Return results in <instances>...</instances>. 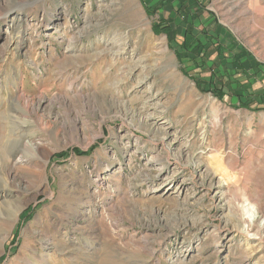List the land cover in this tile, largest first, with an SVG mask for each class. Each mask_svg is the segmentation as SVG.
<instances>
[{
	"label": "rangeland",
	"instance_id": "rangeland-1",
	"mask_svg": "<svg viewBox=\"0 0 264 264\" xmlns=\"http://www.w3.org/2000/svg\"><path fill=\"white\" fill-rule=\"evenodd\" d=\"M187 18L264 96V0H0V264H264V110Z\"/></svg>",
	"mask_w": 264,
	"mask_h": 264
},
{
	"label": "trees",
	"instance_id": "trees-1",
	"mask_svg": "<svg viewBox=\"0 0 264 264\" xmlns=\"http://www.w3.org/2000/svg\"><path fill=\"white\" fill-rule=\"evenodd\" d=\"M162 19L163 21L166 20V18ZM186 22L188 23L187 27H190L186 29L185 35L182 36L183 40L180 41L177 38L171 40L181 48V51L177 53L179 57H189L192 53V59L195 60L199 58L201 60L202 64L200 66L211 64L210 67H208V76H204L203 73L205 72L203 71V73L201 72L202 75L200 74L199 78L196 79L193 74L187 73L189 76L193 77L198 88L201 91L211 92L213 96L220 100H223L226 96H237L240 103L239 107L247 108L252 111L264 110V96H262L261 93H256L257 91H253L250 94L243 93L244 87H247V83L246 79H243L244 77H242V74L244 75V73H242V68H244V66L238 53L233 52V56L226 53L224 45L219 41H214L209 35V31L203 30L207 41L204 42L202 39L197 38L198 41L196 44L192 43L194 33L192 30L193 26L191 25L193 23H190L188 18L186 19ZM154 30L157 33H165L169 35L171 28L167 22L164 25L159 22L155 24ZM183 51L189 53L185 54ZM210 52L213 53L210 55ZM213 54L215 55L213 56ZM218 63L219 65L217 66ZM245 76L247 75L245 74ZM74 153L77 155L87 154L86 151H83L80 148H75ZM62 155L64 157L66 153H63ZM28 216H30V214Z\"/></svg>",
	"mask_w": 264,
	"mask_h": 264
},
{
	"label": "bare ground",
	"instance_id": "bare-ground-1",
	"mask_svg": "<svg viewBox=\"0 0 264 264\" xmlns=\"http://www.w3.org/2000/svg\"><path fill=\"white\" fill-rule=\"evenodd\" d=\"M56 18L58 19L59 18V13H54L53 15H52V19H53V22H55V20H56ZM59 20V19H58ZM82 33V32H81ZM118 44V46H116ZM123 43L121 42V38H115V40L112 42V43H110V44H108V50L109 51H112V50H114L115 48H117L118 47V49H120V48H124L123 46ZM166 137H163L162 138V140H164ZM17 162H22V160L21 159H18L17 160Z\"/></svg>",
	"mask_w": 264,
	"mask_h": 264
}]
</instances>
